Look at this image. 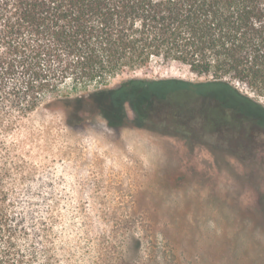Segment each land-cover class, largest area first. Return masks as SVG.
Returning a JSON list of instances; mask_svg holds the SVG:
<instances>
[{"label":"rangeland","instance_id":"obj_1","mask_svg":"<svg viewBox=\"0 0 264 264\" xmlns=\"http://www.w3.org/2000/svg\"><path fill=\"white\" fill-rule=\"evenodd\" d=\"M123 78L205 79L176 62L110 85ZM2 112L0 164L34 214L41 261L264 264V139L208 138L171 119L140 121L130 106L120 127L62 102Z\"/></svg>","mask_w":264,"mask_h":264},{"label":"trees","instance_id":"obj_2","mask_svg":"<svg viewBox=\"0 0 264 264\" xmlns=\"http://www.w3.org/2000/svg\"><path fill=\"white\" fill-rule=\"evenodd\" d=\"M173 62L205 79L110 85ZM60 102L111 127L126 125L130 106L140 121L171 119L255 146L264 139L254 130L264 127V0H0V126L4 108L21 118ZM8 172L0 164V264H50Z\"/></svg>","mask_w":264,"mask_h":264},{"label":"flooded vegetation","instance_id":"obj_3","mask_svg":"<svg viewBox=\"0 0 264 264\" xmlns=\"http://www.w3.org/2000/svg\"><path fill=\"white\" fill-rule=\"evenodd\" d=\"M260 127H257V128H255L254 130H255V132H260ZM261 133V132H260Z\"/></svg>","mask_w":264,"mask_h":264}]
</instances>
